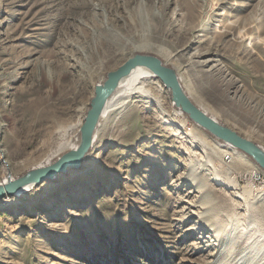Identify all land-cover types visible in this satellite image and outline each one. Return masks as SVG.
<instances>
[{
    "label": "rangeland",
    "instance_id": "obj_1",
    "mask_svg": "<svg viewBox=\"0 0 264 264\" xmlns=\"http://www.w3.org/2000/svg\"><path fill=\"white\" fill-rule=\"evenodd\" d=\"M157 52L217 121L264 148V0H0V182L40 166L110 72ZM149 113L110 122L79 170L0 200V264H264L250 163L241 179L224 172L232 153L210 155Z\"/></svg>",
    "mask_w": 264,
    "mask_h": 264
},
{
    "label": "bare ground",
    "instance_id": "obj_2",
    "mask_svg": "<svg viewBox=\"0 0 264 264\" xmlns=\"http://www.w3.org/2000/svg\"><path fill=\"white\" fill-rule=\"evenodd\" d=\"M241 35L242 40L250 39V37H247V34L243 35V33H241ZM157 54L163 59L166 65H168L169 67L174 66L171 56L164 55L158 52ZM180 82L184 90L188 91L186 92L190 96V98L204 112L211 115L216 120L217 118H219L213 111V109L205 105L200 99H198L194 95L193 92L190 91L187 81L184 77H180ZM140 110L143 111L144 114L146 112L148 114H150L149 112H152L153 115L151 116L154 117L155 125L158 126L160 129L163 128L164 130L171 132L170 134L176 138L180 137L179 132L177 130H181L187 135H192L194 140L198 141V144L200 146L207 147V150L209 151L210 155H216L219 157V159H221L220 157H222V155L225 154L227 151L232 153V155L238 158L239 161H237L234 166L224 165V167H226L224 172H227L229 174H237L239 175L238 178L241 179L244 177V175L240 173L239 169L245 164L250 163V165L253 167V170L249 171L248 184L250 186L259 185L261 186L262 191L264 190V180H262V177L264 176H262V171L258 168V166L252 163L250 158L242 152L232 148L228 144L216 142L215 140L211 139L208 135H206L203 129H201L199 126L190 121L188 116L173 104L171 94L161 82V80H159L150 70L144 67H137L136 69H134L126 78H124L120 82L118 89L109 98L105 109L101 115L100 126L96 131L93 147L91 150L98 148L104 141L107 135V125L110 122L111 126L113 127L120 124L123 120L131 121L136 116L135 114ZM146 117L147 116H145V118ZM81 123L82 119H79L77 123L71 124L67 127H61L59 130H57L56 133L59 134L60 140L54 146L52 152L42 162L39 163L41 164L40 166L52 163V160L58 155H60L62 152L75 150L79 146L81 142ZM102 123H104L105 127H102ZM127 124L129 125V123ZM173 126H175L176 129H173L174 131H171L170 127ZM224 159L226 160V158ZM4 170L6 173V167L4 168ZM193 184L198 189L204 186V182L202 181V179L195 177L194 174ZM222 184L226 188L233 189L229 180H226ZM32 190L33 188L31 187L26 188L19 194V196H22ZM10 199L11 198L5 199L8 205H15L17 203L16 201H11ZM240 199L244 200L246 207H250L251 199H245L243 196L240 197ZM51 206L52 205L50 204L49 208Z\"/></svg>",
    "mask_w": 264,
    "mask_h": 264
},
{
    "label": "water",
    "instance_id": "obj_3",
    "mask_svg": "<svg viewBox=\"0 0 264 264\" xmlns=\"http://www.w3.org/2000/svg\"><path fill=\"white\" fill-rule=\"evenodd\" d=\"M137 67L150 70L169 90L173 104L188 118L210 135L243 152L264 171V148L237 131L221 124L204 112L184 90L176 70L166 65L160 58L150 54H136L117 70L110 72L103 84H97L90 108L80 129L81 142L75 150L61 154L52 163L38 166L19 178H13L8 170L5 179L0 182V200L9 196H19L26 188H36L56 180L70 171L79 170L93 147L94 137L100 126V118L109 98L118 89L120 82ZM3 155V154H2ZM8 167V165L6 164Z\"/></svg>",
    "mask_w": 264,
    "mask_h": 264
}]
</instances>
